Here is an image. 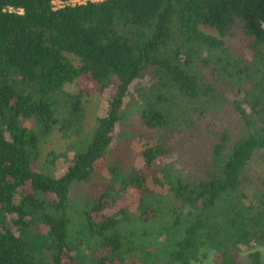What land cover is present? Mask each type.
Segmentation results:
<instances>
[{"label": "trees", "instance_id": "1", "mask_svg": "<svg viewBox=\"0 0 264 264\" xmlns=\"http://www.w3.org/2000/svg\"><path fill=\"white\" fill-rule=\"evenodd\" d=\"M53 1L0 0V264H264V0ZM84 76L93 91L64 90ZM103 91L86 132L82 98ZM127 114L154 141L98 182ZM54 128L60 176L33 168ZM128 189L137 208L104 214Z\"/></svg>", "mask_w": 264, "mask_h": 264}, {"label": "rangeland", "instance_id": "2", "mask_svg": "<svg viewBox=\"0 0 264 264\" xmlns=\"http://www.w3.org/2000/svg\"><path fill=\"white\" fill-rule=\"evenodd\" d=\"M56 7L62 4L61 1H53ZM240 44V42H238ZM77 64V63H76ZM80 85L82 88L87 89L88 91H93L94 84L89 76L82 77L81 80L76 84L66 85L64 90L66 92L75 93L77 91V86ZM107 91L101 93L94 92L90 96H84L82 98V107H83V119L82 125L86 132H90L95 125V121L98 117L102 116L105 112L106 102H107ZM134 92L130 93L127 98V103L134 105L132 101ZM129 107V105H128ZM130 108V107H129ZM128 108L122 110L123 114L129 113ZM134 109L133 107L131 108ZM131 117V118H130ZM125 118V116H124ZM149 132L148 129H142L140 124L137 123L136 118L133 114H127V118L124 123L117 124L113 133L112 141V151L107 154L104 159H102L97 167L99 168V176L96 179L98 182H103L104 179L109 177L108 166L112 163H117V160H120L121 166L124 168L130 167H141L143 165V157L141 154L142 148L144 145H151L154 141L153 136L145 134L143 131ZM40 157L39 160L33 163V168L39 171H45L52 173L55 176H60L63 174L67 167L70 165L73 153L67 149V138L62 136V133L54 128L50 134L40 137ZM51 152L59 155L54 161L50 162L52 155ZM65 154L61 156L60 154ZM167 158H159L157 160V175L160 176L158 172L159 168L166 163ZM248 172L250 175L259 176L264 173V155L261 152L256 153L248 165ZM148 185L151 189H155L159 192L166 193V189H162L156 184L151 178L148 179ZM251 188H247V193L250 194ZM167 194V193H166ZM140 198V193L136 189H128L125 193L124 200H120L116 205L109 203L104 207L103 213L111 215L116 213L119 208H125L130 211H134L137 208L138 200ZM171 205V204H170ZM258 249L264 260V245H258L255 247ZM206 256H201L199 260L193 261L192 264H213L214 262V251L212 249H204ZM248 249L241 252L242 257H246ZM135 256L133 264H143L142 259Z\"/></svg>", "mask_w": 264, "mask_h": 264}]
</instances>
